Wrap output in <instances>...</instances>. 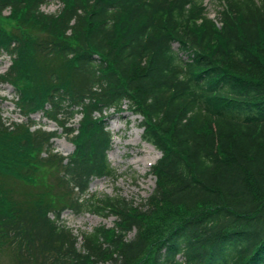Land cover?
I'll return each mask as SVG.
<instances>
[{"label":"trees","instance_id":"trees-1","mask_svg":"<svg viewBox=\"0 0 264 264\" xmlns=\"http://www.w3.org/2000/svg\"><path fill=\"white\" fill-rule=\"evenodd\" d=\"M219 7L211 18L204 0H0V59L12 61L0 86L27 119L10 128L0 111V255L264 264V0ZM110 111L140 116L161 153L140 206L89 193L118 177ZM38 113L57 129L35 128ZM63 138L68 156L54 149ZM65 211L116 220L75 235Z\"/></svg>","mask_w":264,"mask_h":264},{"label":"rangeland","instance_id":"rangeland-1","mask_svg":"<svg viewBox=\"0 0 264 264\" xmlns=\"http://www.w3.org/2000/svg\"><path fill=\"white\" fill-rule=\"evenodd\" d=\"M211 18H215L219 11V0H204ZM62 5L58 2L50 3L42 8L45 13L55 14L61 9ZM6 16L10 12L5 13ZM2 25L12 28L10 20L2 21ZM2 72H6L7 66L11 63L8 56L0 59ZM17 96L10 85L0 86V111L6 123H21L24 117L18 112L15 101ZM108 127L113 135V146L109 152V161L116 170L117 178L95 179L90 184L89 193L99 197L108 195L112 197L120 196L126 200L134 201L136 205H141L152 194L156 187V179L150 174L151 168L160 159L161 153L152 145L143 141V130L140 127L141 117L135 116L129 111L122 114L109 112ZM37 122L36 128L42 127L48 131L57 129L56 125L45 119L42 113L32 116ZM81 117L77 116L74 124H78ZM56 152L64 156L70 155L74 147L66 139H56L54 141ZM63 223L74 231L75 235L82 232H92L100 226L107 228L114 227V217L108 219L101 218L89 213L79 215L72 211H65ZM0 264H13V260L8 255H0Z\"/></svg>","mask_w":264,"mask_h":264}]
</instances>
